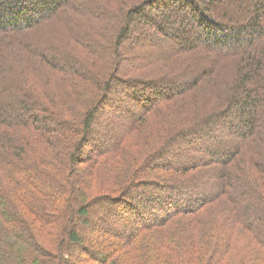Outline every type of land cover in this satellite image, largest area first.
Returning a JSON list of instances; mask_svg holds the SVG:
<instances>
[{
    "label": "trees",
    "instance_id": "trees-1",
    "mask_svg": "<svg viewBox=\"0 0 264 264\" xmlns=\"http://www.w3.org/2000/svg\"><path fill=\"white\" fill-rule=\"evenodd\" d=\"M93 208L80 264H264V0H0V264H78Z\"/></svg>",
    "mask_w": 264,
    "mask_h": 264
},
{
    "label": "rangeland",
    "instance_id": "rangeland-1",
    "mask_svg": "<svg viewBox=\"0 0 264 264\" xmlns=\"http://www.w3.org/2000/svg\"><path fill=\"white\" fill-rule=\"evenodd\" d=\"M166 12L168 14L170 13L171 16L174 15V13H172L170 10L166 11ZM159 13H161V11ZM64 17H65V13L64 14H60V16H58L55 20H50V21L46 22L43 25L40 24V25H37L36 27H33L31 29L21 30L20 33H16L15 32L12 35H5V36L1 37V38H3V40H6L7 36L8 37L10 36L8 38V40L12 41L13 42L12 43L13 46H15L14 49H15L16 55H17L16 60L14 59L16 57V55L15 56L11 55L12 57L7 59L8 61H11L14 64V71H19L20 67L23 68V65L26 64L25 60L27 58L28 51H29V48H30V47L27 48V47L23 46L20 43L21 39L24 40L23 41L24 43L34 44L35 47L42 48V47L48 46V44H51V42H52L51 36H57V39H55L54 42L57 40V46L60 47L61 49L64 48V44H66V37L58 38L60 35L65 34L66 33L65 31L67 30L66 26H63L61 24V19L64 18ZM69 40H70V36L67 39L68 43L72 44V45L75 44V42H73V41L69 42ZM15 42H19L20 45H19V43H15ZM16 48H18V50H16ZM54 52H56V51L54 50ZM50 54H51V52H50ZM35 58H37V57H35ZM31 61H33V60H31ZM31 61H30V63L32 64ZM17 64H19L20 67ZM40 69H45V72H47V71L49 72L48 68H40ZM107 117H106V120H108L109 118H112L113 116H112V114H110ZM103 126H104V123H101V126H99L98 123H97L95 125V129L97 128L98 130H104ZM210 131H211V129H210ZM210 131H208V132H210ZM95 136L98 137L99 134H95ZM101 137H102V134L100 132V136L98 138H101ZM87 148H88V146L85 147V149H87ZM51 171L53 172L55 177H59L57 175V170L56 169H51ZM140 191L141 190H139V192ZM32 200L35 201V197H33ZM38 201H39V199H38ZM63 207H64V204L59 202V203L53 204L52 209L54 208V209H57V210H61ZM96 212H99V211L97 209L93 208L90 211L88 217L86 218V221L84 222V225L79 226L78 232L80 234V237L82 236V240L83 241L90 240L91 234L93 236H103L106 233V231H107V227L108 226H106L104 222L99 221L100 217L98 216V214ZM26 216H27V218L31 219V221H30L31 224H32V220H33V225H34L35 232L39 231L40 222L37 221L39 218L33 216L31 213H28V215H26ZM120 219H122V216L120 217ZM129 219L130 218L128 216H126L121 221H124V223H126V222H128ZM27 225H28V222H27ZM242 235L244 236V234H241V236ZM84 245L87 246V245H90V243H87V241L85 243L82 242V244H79L77 247L73 248V257H74V259H76L79 262L78 264L84 263V261H85V255H84V253L81 250V248L84 247ZM245 249H246V245L245 244H240L235 249V251L232 253L231 257L233 259L234 258L236 259L234 264H239V263L242 262V260H240V259H242V253H243V251H245ZM209 257H210V259L212 258V256H209ZM210 262H212V260H210Z\"/></svg>",
    "mask_w": 264,
    "mask_h": 264
}]
</instances>
